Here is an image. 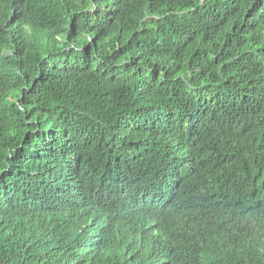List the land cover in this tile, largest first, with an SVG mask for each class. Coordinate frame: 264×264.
Masks as SVG:
<instances>
[{
	"label": "trees",
	"instance_id": "trees-1",
	"mask_svg": "<svg viewBox=\"0 0 264 264\" xmlns=\"http://www.w3.org/2000/svg\"><path fill=\"white\" fill-rule=\"evenodd\" d=\"M0 264H264V0H0Z\"/></svg>",
	"mask_w": 264,
	"mask_h": 264
}]
</instances>
